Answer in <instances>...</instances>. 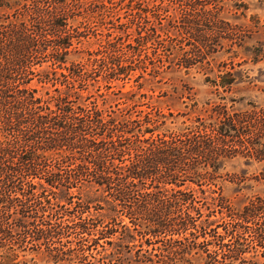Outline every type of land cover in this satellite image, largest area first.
I'll return each mask as SVG.
<instances>
[{
	"label": "trees",
	"instance_id": "trees-1",
	"mask_svg": "<svg viewBox=\"0 0 264 264\" xmlns=\"http://www.w3.org/2000/svg\"><path fill=\"white\" fill-rule=\"evenodd\" d=\"M188 1L178 44L168 47L167 60L154 46L161 35L156 19L144 34L138 33L136 45L122 42L126 30L111 24V30L97 34L102 39L89 57L74 60L70 55L79 52L75 44L88 33L78 28L80 18L91 20L94 11H106L114 2L95 0L89 6L83 0H0V264H18L21 249L61 251L66 245L58 248L53 239L72 235L79 243L67 245L69 251H128L133 244L119 240L132 238L128 223L135 226L137 220L144 221L143 232L197 229L202 211L192 194L144 197L139 192L153 184L199 185L205 177L212 181L224 162L236 156L264 162V106L248 102L251 107L237 110V100L227 101L225 95L236 81L248 78L244 63L264 67V39L248 42L258 30L264 33V24L253 18L249 27L232 19L245 16L247 0H228L227 9L220 2L212 7L203 0ZM121 6L136 10L138 28L148 23V4ZM46 54L50 60L37 82L53 88L40 93L31 84L32 66L45 61ZM219 54L228 57L216 64ZM173 63L185 71L206 70L204 80L219 99L205 103V116L192 119L188 114L191 120H183L178 132L163 129L162 117L174 123L185 112L164 114L151 105L134 118L127 107L134 93L125 89L132 76L143 83L145 74L155 78ZM206 166L209 173L200 170ZM255 198L260 206L254 201L250 212L244 214L243 208L230 214L236 221L231 229L223 226V234H217L212 228L213 241L206 239L203 224L196 238L182 237L188 243L173 240L178 242L171 252L173 264H189L202 255L210 259L206 264L244 262L239 223L264 213V196ZM62 202L74 204L73 209H55ZM200 236L204 239L198 241ZM255 239L264 243V231ZM224 247L232 254L222 253Z\"/></svg>",
	"mask_w": 264,
	"mask_h": 264
},
{
	"label": "rangeland",
	"instance_id": "rangeland-1",
	"mask_svg": "<svg viewBox=\"0 0 264 264\" xmlns=\"http://www.w3.org/2000/svg\"><path fill=\"white\" fill-rule=\"evenodd\" d=\"M114 2L111 7L103 12L94 11L93 17L91 20L82 21L80 18V23L78 28L85 30L87 33L86 37H82V43L75 44L78 47L79 52L71 54L70 58L78 60L79 58H87L89 54L94 51L97 47L98 41L102 39L99 34L101 31L104 32L106 29L111 28V24H118L122 30H126V36L122 38V42L128 45H136L135 40L138 36V33L144 34L148 28L152 27V21L156 19L158 22L157 25L160 26L161 31L158 29L159 35L158 39L160 44L154 45L161 49L159 53L164 57V60H167L169 56L167 49L170 45L178 44L179 36L181 34L180 30L183 27L182 17L186 11L189 10V1L188 0H111ZM204 3L208 2L218 3L220 5L223 3L225 9H227L228 0H203ZM87 4L95 3V0H83ZM128 2V4L139 3L143 6L146 4L149 5L146 16H149L148 23H144L141 27L136 20V16H133V11L128 7L122 8V4ZM250 4L249 10H247L245 16H230L229 14L223 12V15L228 17H233L232 19L242 25H247L250 27L252 19H258L260 23L264 24V0H247ZM117 3V5H115ZM119 4V5H118ZM154 4V5H152ZM121 6V7H120ZM210 6V5H209ZM212 7L214 4L211 5ZM211 7V8H212ZM215 8H212V11ZM1 13V10H0ZM110 20L112 23H100L102 20ZM158 19V20H157ZM32 21V19H31ZM58 21H61V17L58 18ZM137 22V24H136ZM84 25L89 28L86 30ZM32 28V22L30 27ZM136 28V29H135ZM255 29V28H254ZM171 30V31H170ZM171 35L173 39H170L164 34ZM171 32V33H170ZM176 34V35H175ZM63 35V33H62ZM177 37V39H176ZM264 39V33L261 30H258L257 33H254L253 36L248 40L250 44L254 43L257 40ZM148 46L152 44L148 43ZM161 46V47H160ZM55 50V48H53ZM150 56V55H149ZM228 55H217L216 64L219 61L227 59ZM152 63L155 64L154 56L150 57ZM166 58V59H165ZM41 60V59H40ZM42 60L38 64L32 66L33 80L31 84L39 90L40 93H43L48 87L51 92L52 88L50 84L47 83H38L37 75L39 72H45L46 60H50L48 54L44 55ZM47 61V62H48ZM136 62V61H135ZM134 62V63H135ZM49 63V62H48ZM158 63V62H157ZM167 65V63H165ZM150 66V65H149ZM54 67V65H53ZM170 68V69H169ZM241 68L245 69L248 74V78H242L238 80L233 85L231 91L228 94H225L228 98H234L237 100V103L234 105V109L241 110L249 108L248 102H252L256 105L264 106V67L262 64H253L251 62L244 63ZM40 70V71H38ZM197 67L190 68L189 71H185L184 68H177L176 65L171 64L168 69H164L157 77L153 78L145 74L146 80L142 81L135 80V77L132 76L130 82L125 86V89H131L134 93L131 101L128 103V112L129 114L136 118L137 114L142 112H147L148 107L155 105L160 108L162 113L167 114L172 111L174 114L178 112H185V115H177L174 117V123L168 122L169 119H162L166 122L163 126V129H169V131H181L183 120H188V114L193 119L196 115L205 116L204 110L209 108V105H205L208 101H218L215 94V89L208 82L204 80L205 75L203 72L206 70H200ZM50 72V71H49ZM64 73V70H60ZM188 72V73H187ZM155 73H152V75ZM211 75V73H208ZM53 77V75L49 74ZM41 78V77H40ZM57 86H60L56 82ZM142 83V87H139L138 84ZM41 85L44 87L42 88ZM251 107V106H250ZM208 112V110H207ZM187 114V115H186ZM207 167V168H206ZM200 167V170H205L209 173L210 167ZM207 177L200 181L199 185H196L191 182H186L181 186L173 185H153L147 186L143 189L140 194L147 195L144 197H149L154 195L156 192L162 193L164 196H173L174 194L178 195V192H186L192 194V197L195 198L194 205L199 207L202 211V216L197 217L195 225L197 227L186 230H175L170 231V228L161 230L160 232H143L141 227V222L144 221H134L137 225L133 226L130 222L128 225L131 230L128 231L131 237H126L122 240L124 243L133 244L131 249L126 251L125 248H120L115 253L108 255L104 252H99L92 250L82 253L81 251L76 250H67V245L71 248H75V244L79 243V240L74 236H69L67 238L62 237L60 239H53L56 242L58 248H60L62 243L66 246H63L61 251H51L50 253L43 250H30L28 248L21 249L18 251V264H103L102 260L106 261V264H173V249L177 250L178 242L173 240H180L179 242H186L187 240L182 237L192 239L193 234L194 238L202 234L200 226L202 224L207 234L205 237L207 240L213 241L214 238L211 236L216 234L213 232L212 228L215 229L217 234H223V226L227 229H231V226L235 224V220L230 216L236 210L244 208V214L250 212L248 207L251 202L256 203L257 206H260L256 202L255 197L264 196V162H257L254 160H247L243 157H233L227 159L224 162V165L220 170L215 174L212 181H206ZM157 188H161L157 190ZM83 198V196H82ZM76 199H73L75 202ZM219 204V205H218ZM74 204H68L62 202L60 206L55 209L69 210L73 209ZM93 204H90L92 206ZM92 208V207H91ZM210 210H214L210 212ZM62 211V210H61ZM260 212V211H258ZM243 215V214H242ZM245 216V215H244ZM66 216L62 217L63 221L66 220ZM206 221V222H204ZM214 223L215 225H207L206 223ZM241 228L238 232L243 238V244L241 246L244 253H241V259H244V262L241 264H264V243L256 241L255 237L259 236V232L264 231V213H257L251 219H245L239 223ZM215 227V228H214ZM134 228V230H133ZM136 228V229H135ZM143 229V230H142ZM135 230H137L135 232ZM147 230V229H146ZM167 230V231H165ZM156 235V236H155ZM229 237L226 238V242L229 243ZM203 237H198V241L203 240ZM149 240L151 243H148ZM59 241V242H57ZM119 241L116 244H119ZM260 242V243H259ZM19 245V243H15ZM139 245L142 246L141 250L137 252ZM174 245V246H172ZM231 246V244H230ZM229 246V247H230ZM212 249V246H209ZM229 250L232 247L228 248ZM227 247L222 249V253H225L226 256L232 254L228 252ZM42 251V252H41ZM221 258L220 255L218 256ZM151 259V260H149ZM232 258H227L226 262ZM210 259L202 255L201 260H192L189 264H206ZM238 261H235L233 264H238ZM174 264H186V263H174ZM210 264V263H209Z\"/></svg>",
	"mask_w": 264,
	"mask_h": 264
}]
</instances>
